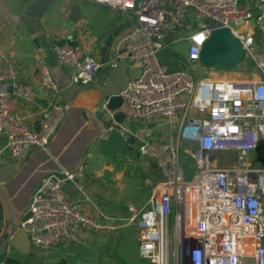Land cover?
Instances as JSON below:
<instances>
[{
    "label": "built area",
    "instance_id": "2783aa9c",
    "mask_svg": "<svg viewBox=\"0 0 264 264\" xmlns=\"http://www.w3.org/2000/svg\"><path fill=\"white\" fill-rule=\"evenodd\" d=\"M134 17L115 41L105 64L69 40L55 41L53 51L73 67L75 83L95 80L99 70L128 61L140 68L120 92V111L129 120L164 119L168 133L141 138L138 151L160 169L148 202H129L125 219L136 225L139 256L152 264H169V250L178 264H264V164L257 158L264 139V50L256 45L264 34V0H92ZM192 7L193 17L186 15ZM219 27H229L255 66L258 77L195 79L185 67L169 71L158 52L165 49L200 63L204 41ZM187 40L186 57L171 48ZM26 109L21 113L20 109ZM69 104L40 105L37 92L13 64L0 65V163L19 169L29 155L46 149L64 122ZM193 140L195 146L182 145ZM182 151L196 164L188 176ZM231 153L236 165L218 155ZM75 188L79 196H73ZM87 187L77 170L47 172L33 189L20 221L31 242L42 248L81 241L83 230L103 223L85 211ZM26 210V211H27ZM173 228V241L169 231Z\"/></svg>",
    "mask_w": 264,
    "mask_h": 264
},
{
    "label": "crops",
    "instance_id": "0c3cea01",
    "mask_svg": "<svg viewBox=\"0 0 264 264\" xmlns=\"http://www.w3.org/2000/svg\"><path fill=\"white\" fill-rule=\"evenodd\" d=\"M241 1L251 4L254 0ZM132 17L117 8L92 0H0V65L10 63L18 67L36 89L40 105H48L56 101L60 89L75 83L72 78L73 67L61 62L53 51V43L63 40L77 42L86 52L101 59L106 52L110 56L116 39L128 29ZM257 41L264 50V34L259 30ZM255 69L251 76L241 75L239 78L258 77L260 74ZM82 85L71 103L79 107V111L69 107L67 119L62 123L63 128L45 149L48 158L55 159L59 168L64 166L57 159H76L81 146L95 132L96 111L104 107L98 90L92 85L88 86V83ZM20 112L24 114L26 109H20ZM129 130L136 135L132 149L126 148L108 155L99 149L88 151L84 158L87 161L80 164L81 178L87 187L85 211L96 216L104 225L95 231L83 230L81 241L77 243L86 242L91 232L114 227L116 220H126L127 204H135L128 197L132 188L143 189L145 185L149 188L148 197L141 206L146 205L154 183L162 177L155 163L139 153L137 143L141 138L165 137L168 133L167 122L164 119L149 122L132 120ZM105 134L106 130L103 129L97 137ZM46 159L43 152L34 151L31 159H27L19 170L28 173L27 178L36 176L44 168ZM27 178L23 175L21 181ZM71 194L79 196L75 188ZM18 226L20 223H9L8 238L13 228ZM74 243H64L61 248ZM52 248L46 249L49 251ZM4 260L5 257H0V264H4Z\"/></svg>",
    "mask_w": 264,
    "mask_h": 264
},
{
    "label": "water",
    "instance_id": "95a60500",
    "mask_svg": "<svg viewBox=\"0 0 264 264\" xmlns=\"http://www.w3.org/2000/svg\"><path fill=\"white\" fill-rule=\"evenodd\" d=\"M185 13L189 17L194 16L192 7H187ZM111 41L112 36L109 39L108 48H110ZM171 48L176 49L182 57H186L189 52V43L185 39L179 40L172 43ZM158 58L162 64L169 65V71L185 67V64H180L179 56L170 50L165 49L159 51ZM245 58V49L240 39L233 35L229 27H219L215 29L204 41L200 52V62L208 68L214 67L216 64L230 68L243 62ZM101 60L106 64L109 60V52L102 55ZM129 66L130 63L128 61H121L116 66L112 67L106 66L104 69L97 72L95 80L92 83H88V86L92 85L98 90L100 98L104 101V107L96 111L97 126L95 132L90 135L81 146L76 159H57L59 162H62L64 168L68 170H77L80 166L79 161L81 155L85 149H88V151L99 149L103 154L108 155L126 148H133L136 135L130 132L128 120L120 111L111 114V111L118 108L121 104V90L126 88L131 77H137L141 72L140 68L131 69ZM82 87L83 85L81 83H72L60 89L56 101L66 102L70 104V109H78L79 111L80 108L73 106L71 103L74 95ZM79 117L83 121V117L80 113ZM65 119H67V115ZM63 125L64 124L58 128L48 147L59 134ZM103 129L106 130V134L98 141L96 137ZM35 151H41L44 153V156L47 157L44 161V168L41 169L36 176L27 178V176H29L28 173L17 169L11 161L0 163V188L4 185L9 189H7V191L12 195L14 205L19 210L21 220H25L31 215L30 211H26L25 205L28 198H30L32 190L37 186L41 178L49 171L63 168H59V164L55 159L48 158L45 149H38ZM257 158L264 164V139L259 141ZM28 159H31V156L28 157ZM23 175L27 178L24 182L21 181ZM11 184L13 185L12 187ZM6 243V247L9 245L22 251H28L32 245L28 232L22 226L13 228V233Z\"/></svg>",
    "mask_w": 264,
    "mask_h": 264
},
{
    "label": "rangeland",
    "instance_id": "374dc122",
    "mask_svg": "<svg viewBox=\"0 0 264 264\" xmlns=\"http://www.w3.org/2000/svg\"><path fill=\"white\" fill-rule=\"evenodd\" d=\"M133 21L134 17H132L129 24L132 25ZM260 44L261 43L257 41L256 37V45L258 49L263 50V47ZM251 61L252 60H250L249 57H246L243 62L230 68L224 67L220 64L208 68L201 62L194 63L183 58V63L193 74L195 79L201 77L239 78L241 75L251 76L255 69V66ZM128 123L129 125H132V120H129ZM96 139L99 141L102 137L99 136ZM182 145L187 146L185 142ZM87 152L88 150L86 149L83 151L79 161L80 164L87 161V159H84ZM224 152L225 151L220 152L219 155H222ZM181 159L188 172V176L192 175L196 170L194 159L185 151H182ZM221 159H224L222 164H227L229 166L237 164L235 154H223ZM7 189L8 188L4 185L0 188V257H5L4 264H53L60 259H65L70 264H151L139 256L136 225L122 219L119 221L116 220L113 224L114 227L112 228L101 232H91L89 234V239L86 242H76L67 247L61 248L64 243L59 244L57 247L54 246V248L49 249V251L46 248L34 244L31 245L28 251H22L9 245L6 247L9 223L11 221L14 223H20L21 221L18 208L14 205L12 195ZM148 190L149 188L146 185L143 189L135 190L132 188L128 197L133 200L135 204L141 206L148 197ZM28 202L29 198L25 205L26 210L28 208ZM111 213L113 214L114 212ZM168 235L169 242L173 241V228L171 229L170 227ZM169 252V264H178L177 260L173 257V251L169 250ZM8 257L12 259L8 260Z\"/></svg>",
    "mask_w": 264,
    "mask_h": 264
},
{
    "label": "bare ground",
    "instance_id": "6f19581e",
    "mask_svg": "<svg viewBox=\"0 0 264 264\" xmlns=\"http://www.w3.org/2000/svg\"><path fill=\"white\" fill-rule=\"evenodd\" d=\"M186 143V145L188 146V147H190V146H195L196 144H197V142L196 141H193V140H183L182 141V144L183 143ZM64 168V167H63Z\"/></svg>",
    "mask_w": 264,
    "mask_h": 264
},
{
    "label": "trees",
    "instance_id": "16d2710c",
    "mask_svg": "<svg viewBox=\"0 0 264 264\" xmlns=\"http://www.w3.org/2000/svg\"><path fill=\"white\" fill-rule=\"evenodd\" d=\"M8 260H11L12 258L8 257ZM54 264H68V262L65 259H60L59 261H57Z\"/></svg>",
    "mask_w": 264,
    "mask_h": 264
}]
</instances>
